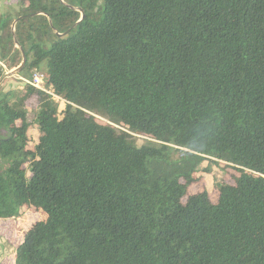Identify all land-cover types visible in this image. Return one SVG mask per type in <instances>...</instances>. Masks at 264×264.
Returning a JSON list of instances; mask_svg holds the SVG:
<instances>
[{
    "label": "trees",
    "instance_id": "16d2710c",
    "mask_svg": "<svg viewBox=\"0 0 264 264\" xmlns=\"http://www.w3.org/2000/svg\"><path fill=\"white\" fill-rule=\"evenodd\" d=\"M15 1L0 79L47 73L0 87L9 263L264 264V0Z\"/></svg>",
    "mask_w": 264,
    "mask_h": 264
},
{
    "label": "rangeland",
    "instance_id": "374dc122",
    "mask_svg": "<svg viewBox=\"0 0 264 264\" xmlns=\"http://www.w3.org/2000/svg\"><path fill=\"white\" fill-rule=\"evenodd\" d=\"M15 2H16L15 0H0V13L13 12V10L16 8ZM41 70L43 76H45L47 73L46 65L45 66L43 65ZM10 71H6V73ZM44 80L45 77L42 78V82L40 84L41 87L43 86ZM24 84H25L24 78L20 77L17 74V75H9L8 77H5L2 80L0 87L4 91L12 89L15 92H17L18 90H21L23 88ZM57 100L59 101V109L63 110L65 106L64 101L60 99ZM26 103L27 106H29L30 108H34L37 104L36 96L30 97V99ZM118 131H121V129L119 127H115V132ZM37 132H38L37 126L32 124L29 130L31 143H33L36 140ZM131 136H132V141L136 144H142L145 141V139L135 134H131ZM206 169H208V171H206ZM232 173H235V175L237 174L235 167L231 165H226L222 162L219 163L212 162L209 165L207 162H204L200 165L199 171L197 173L202 177L201 180L197 183L192 184L189 187V191L193 192V191L205 189L209 193L211 200L215 201L217 199V191L214 188L215 183L219 180L229 181L228 178H230V175ZM29 217L30 214L27 211V209H25L24 214L20 217L19 220V223H21L22 225L21 227L27 226L26 222L28 221ZM35 218H36L35 214H33L32 219L34 220ZM20 238H21V234L18 233L17 235H14L13 238H11V241H9L4 234L0 233V264H3L4 261L9 263L12 257V253L14 252V245L20 240Z\"/></svg>",
    "mask_w": 264,
    "mask_h": 264
},
{
    "label": "water",
    "instance_id": "95a60500",
    "mask_svg": "<svg viewBox=\"0 0 264 264\" xmlns=\"http://www.w3.org/2000/svg\"><path fill=\"white\" fill-rule=\"evenodd\" d=\"M82 18H83V15L81 16V19H82ZM18 19H20V17L17 18V19L14 21V23H15ZM56 34H57V35H60L59 33H56ZM24 64H25V56H24L23 53H22V62H21V65L19 66V68H16V69H14V70H12V71H10V72H8V73H5L4 76L0 79V84H1L2 80H3L5 77H8L9 75H17L18 72L23 68Z\"/></svg>",
    "mask_w": 264,
    "mask_h": 264
},
{
    "label": "built area",
    "instance_id": "2783aa9c",
    "mask_svg": "<svg viewBox=\"0 0 264 264\" xmlns=\"http://www.w3.org/2000/svg\"><path fill=\"white\" fill-rule=\"evenodd\" d=\"M42 78H43L42 74L35 73L30 80L24 79V81L25 83L31 84L35 87H41L40 84L42 82Z\"/></svg>",
    "mask_w": 264,
    "mask_h": 264
}]
</instances>
